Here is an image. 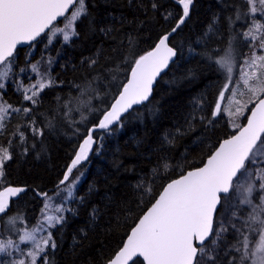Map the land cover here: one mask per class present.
<instances>
[{"label": "trees", "instance_id": "obj_1", "mask_svg": "<svg viewBox=\"0 0 264 264\" xmlns=\"http://www.w3.org/2000/svg\"><path fill=\"white\" fill-rule=\"evenodd\" d=\"M234 5L241 13L247 11L243 0H193L187 21L169 41L177 50L176 60L158 80L150 100L119 123L95 132L94 151L63 185L59 182L89 127L118 97L134 60L176 25L182 5L177 0H85L87 15L76 23L78 34L70 41L48 44L47 33L18 49L10 58L13 69L1 98L31 112L9 110L0 130V150L11 156L3 164L0 188L27 190L0 219V238L6 237L7 216L21 217L28 225L39 221L45 197L37 192H48L49 197L82 175L63 222L51 230L56 247H49L37 264H44V255L47 264L110 260L165 185L202 166L219 142L238 130L224 114L213 117L226 80L223 69L205 55H216L215 50L226 48L231 40L233 47H240L238 63L259 43L249 44L241 33L251 27L252 19L261 23V15L236 20ZM32 64L55 82L40 93L35 105L17 90L21 83L26 89L39 79ZM66 101L71 102L65 106ZM33 127L42 129L43 135L34 133ZM132 264L144 262L138 258ZM222 264L229 263L224 259Z\"/></svg>", "mask_w": 264, "mask_h": 264}, {"label": "snow or ice", "instance_id": "obj_2", "mask_svg": "<svg viewBox=\"0 0 264 264\" xmlns=\"http://www.w3.org/2000/svg\"><path fill=\"white\" fill-rule=\"evenodd\" d=\"M177 2L182 5V16L175 27L161 36L151 50L134 60L130 78L126 83L119 85L121 90L118 97L96 127L107 129L109 125L119 121L121 114L127 112L133 105L147 101L152 92L153 82L177 56L176 48L169 45V37L184 24L193 0ZM243 2L248 6L246 12L241 13L238 6H233L236 9V20L254 18L257 13L264 19V0ZM151 6L157 7L155 3ZM86 15L85 0H0V66H3L0 68V78L8 76L12 63L9 58L13 57L18 44L35 41L41 34L49 32L51 37L61 33L63 40L68 42L72 36L78 34L75 25ZM58 18H63V27L54 28L53 23ZM229 19L231 20V17ZM209 31H212L211 25ZM241 35L249 44L259 41V48L264 50V24L252 19L251 27ZM215 52L216 55L212 53L205 55L223 69L226 82L219 92L213 117L221 115L222 112L228 117H239L245 111H250V116L246 118L247 123L241 127L233 122L232 126L238 129L237 133L224 139L202 167L187 171L163 188L159 198L132 228L126 243L116 252L114 258L107 261V264H129V261L137 256H142L146 264H201L198 256L205 252L203 247L205 241L214 235L212 243H215L216 239L227 231L223 221H220L214 230V222L217 207L221 204V194L229 193L234 187L243 190L244 198L241 203L252 205V211L247 220L242 221L243 229H237L235 224L231 225L239 233L237 241L239 246L233 245L239 257L238 260L233 257V260L236 264H264V168H257L255 174L248 168L249 163L256 164L258 160L264 162V55H257L254 50L251 57H245L239 69V78L233 80L236 68L233 42L230 40L226 48ZM91 63L95 64L96 61L93 60ZM31 70L39 77L37 82L26 89L21 83L17 90L22 89L23 100L35 105L40 93L45 88L54 86L55 82L46 73H40L37 64H32ZM20 71L23 72L24 69ZM241 84L244 87L243 91L239 90ZM230 85H235V88H231ZM3 88L4 84L0 83V89ZM226 92L230 93L232 99L227 101L228 107L222 109L221 102L225 101ZM245 92L248 95L246 101L235 99L237 95L244 96ZM70 102L66 101L65 106ZM233 103L237 105L235 111L231 108ZM249 104H253L251 109L248 108ZM9 110L31 112V108H13L11 104L0 99V130L4 128V119ZM81 119L85 117L81 115ZM32 130L43 135L42 129L33 127ZM91 131L89 130L80 144L79 151L60 184L68 180V174L77 164L87 159L95 143ZM19 135L23 139L24 134ZM0 152L3 153L0 155L2 177L3 164L11 159V156L6 149ZM241 176L247 177L245 183H239ZM234 180L237 181L236 184ZM256 181H259L258 185ZM257 190L260 192V203L253 205L251 197ZM23 191L25 189L17 187H5L0 191V218L7 214L9 198L16 197ZM40 195L48 199L47 193ZM67 195L71 197V190H68ZM233 215L235 216V213ZM18 220H20L18 216H7L5 223L15 225ZM44 221L48 227H55V224L63 222V217L44 215L43 221L33 226L31 231H23L19 236L20 242H32V251L22 253L29 258L28 264H37V259L41 258L49 247L53 249L56 247L50 231L47 237L37 239V234L44 231ZM250 234H255L253 240L249 239ZM10 249L20 252L19 244L12 239H0V253L11 256ZM43 260L44 264H47L46 255L43 256ZM9 264H26V261L23 258L13 259Z\"/></svg>", "mask_w": 264, "mask_h": 264}, {"label": "rangeland", "instance_id": "obj_3", "mask_svg": "<svg viewBox=\"0 0 264 264\" xmlns=\"http://www.w3.org/2000/svg\"><path fill=\"white\" fill-rule=\"evenodd\" d=\"M259 7V5H257ZM258 14V13H257ZM62 22V21H61ZM261 23L264 24V19H261ZM55 27H63V22L59 26H53ZM60 39L61 41L63 40V36L61 33H57L55 37H51V33H48L47 37V43L52 44L55 40ZM258 42V41H257ZM236 43V41L234 42ZM48 46V45H46ZM254 46V44H253ZM234 52H235V57H236V68L234 69L233 73V80H236L239 78V69L243 64L244 58H242V61L237 63V53H240V47L238 45H235L233 47ZM255 50L257 55H264V50L259 48V43L253 47L252 51L249 53L248 57H251L253 51ZM247 57V56H246ZM49 63L45 64L48 66ZM3 66H0L2 68ZM13 69V61L11 63V69L8 73V76L5 78H0V83H3L4 86L8 80V77L10 76V73L12 72ZM231 88H235V85H230ZM241 91L244 90L243 84L240 85ZM1 92L2 89H0V99L1 98ZM225 101L222 103V109L225 107H228L227 101L232 99L231 95L229 92L225 93ZM236 100H240L241 102L246 101L248 99V95L245 92L244 96H239L237 95L235 97ZM3 101V100H2ZM236 104H232L231 108L232 111H235ZM252 104L248 105V108L251 107ZM246 111L244 112L243 115L239 117H228L226 113H223L225 117L228 118L229 125L231 126L232 129H237L232 126L233 122L236 124L241 125L242 123V118L244 117ZM10 114V111H9ZM8 114V115H9ZM7 115V116H8ZM6 119V117H5ZM4 119V121H5ZM3 153L0 152V155ZM9 154V153H8ZM248 168L250 171L255 174L257 168H264V162H260L259 160L257 161L256 164H248ZM1 179V177H0ZM82 175L74 177L73 180L68 182L66 185L61 187L59 190L56 192L52 193L48 199L44 198L43 199V208H42V216L39 219V221L33 225H28L26 222L21 219L17 221L15 225H7L5 232V238H0L2 240H7V239H12L14 242L19 244L20 247V252H16L14 249H10L12 255L9 256L6 253H0V264H4L2 260L6 261L7 264L13 259L19 260V259H25L26 264H28V257L23 256L22 253H27L29 251H32V242H20L19 241V236L23 234V231H31L33 226H36L39 224L41 221H43V216L44 215H49L53 217H63L65 209L68 207V203L70 200L73 198L75 194V190L79 183L81 182ZM247 180L246 176H241L239 178V183H245ZM237 181L234 180V184H236ZM257 185L259 184V181H256ZM3 188V187H1ZM0 188V189H1ZM68 190H71L72 195L69 197L67 195ZM259 196L260 192L254 191L252 194V201L253 205L259 204ZM244 198V192L242 189L239 187H234L228 195L222 200L221 203V208L219 209L217 215H216V220L214 224V230L218 227V223L220 221H223L224 226L227 228L226 232H223L218 239H216L215 243H212V240L215 239V236L213 235L209 241L203 246L205 248V252L198 256V259L201 261V264H222L223 260L226 259L229 264H236V261L233 260V257H236L238 260L239 253L235 251L233 248V245H236L237 247L239 246L237 241L239 239V233L231 227L232 224L236 225L237 229H243V220H247V217L249 213L252 211V205H246L242 204L241 200ZM47 204V207L45 205ZM60 209V210H58ZM235 213V216L233 215ZM59 224V223H57ZM55 224V226L57 225ZM54 227H48L47 222L44 221V231L40 232L37 234V239H40L41 237H47L48 232L53 229ZM255 234H250L249 239L253 240ZM39 259V258H38ZM37 259V261H38Z\"/></svg>", "mask_w": 264, "mask_h": 264}, {"label": "water", "instance_id": "obj_4", "mask_svg": "<svg viewBox=\"0 0 264 264\" xmlns=\"http://www.w3.org/2000/svg\"><path fill=\"white\" fill-rule=\"evenodd\" d=\"M192 6V5H191ZM191 6H190V10H189V14H190V11H191ZM189 17V16H188ZM188 17L187 18H185V22L187 21V19H188ZM63 20V18H58V20L57 21H55L54 23H53V26L55 25V24H57V23H60L61 21ZM185 22H184V24H185ZM183 24V25H184ZM183 25H181V26H183ZM180 26V27H181ZM175 27V26H174ZM179 29V28H178ZM177 29V30H178ZM171 31V30H170ZM169 31V32H170ZM168 32V33H169ZM176 33V32H175ZM174 33V34H175ZM167 34V33H166ZM174 34H172L170 37H169V41H170V38L174 35ZM44 34H41V36L40 37H38L35 41H30V42H22V43H20V44H18L17 45V48H16V51L18 50V49H20V48H26V47H28L29 45H31V44H33V43H36V42H38L39 41V39L43 36ZM165 35V34H164ZM169 45L171 46V44L169 43ZM171 47H173V46H171ZM16 51L14 52V54L16 53ZM14 54H13V56H14ZM177 57V56H176ZM176 57H174L173 58V60L172 61H170L169 62V65H168V67L166 68V69H164L161 73H160V75L159 76H157V78L155 79V81L153 82V86H152V92H151V95L149 96V98H148V100L147 101H144V102H142V103H140V104H135V105H133L132 106V108L131 109H129L127 112H124V113H122L121 114V116H120V119H119V121H115L113 124H111V125H115V124H117V123H119L128 113H130L134 108H136V107H139V106H141V105H143V104H145L146 102H148L149 100H150V98L152 97V94H153V91H154V88H155V86H156V84H157V82H158V80L162 77V75L164 74V73H166L168 70H169V68H170V66H171V64L176 60ZM12 58V57H11ZM10 59V58H9ZM130 74H131V72H130ZM130 74H129V76H128V78H130ZM115 102V100L112 102V104ZM111 104V105H112ZM221 106H222V102H221ZM253 107V106H252ZM251 107V108H252ZM108 110H110V107H109V109ZM107 110V111H108ZM250 111L248 112V114H247V117L248 116H250ZM219 116V115H218ZM218 116H216L215 118H217ZM246 117V118H247ZM103 119V117L100 119V120H102ZM247 123V119L245 120V122L242 124V126H244L245 124ZM99 124V122L97 123V124H93V125H91L90 127H89V129H88V132H89V130H92L91 131V134H92V137H93V140L95 141V143L92 145V149L89 151V153L88 154H91L93 151H94V149H95V146H96V144H97V139L95 138V136H94V134H95V132H97V131H100V130H102V129H100V128H98V127H96L97 125ZM110 126V125H109ZM241 126V127H242ZM238 131V130H237ZM237 131L236 132H234L232 135H235L236 133H237ZM87 132V133H88ZM87 136V135H86ZM86 136L84 137V139L86 138ZM231 136V135H230ZM229 136V137H230ZM229 137H227V138H229ZM227 138H224V139H227ZM83 139V140H84ZM223 139V140H224ZM83 140L81 141V143L80 144H82L83 143ZM223 140H221L220 142H219V144L223 141ZM219 144H218V146L216 147V148H218L219 147ZM80 146V145H79ZM216 148L214 149V151L216 150ZM79 151V147H78V149H77V152ZM213 151V152H214ZM77 152H76V154H77ZM212 152V153H213ZM211 153V154H212ZM76 154H75V156H76ZM210 154V155H211ZM209 155V156H210ZM75 156L73 157V159L71 160V162H70V164H69V166H68V168L71 166V164H72V161L75 159ZM206 161H207V159H206ZM206 161L204 162V164L206 163ZM83 161H81L79 164H81ZM79 164H77V165H79ZM203 164V165H204ZM202 165V166H203ZM202 166H200V167H202ZM67 168V169H68ZM198 168V167H197ZM74 169V168H73ZM193 170V169H192ZM73 171V170H72ZM188 171H190V170H188ZM187 172V171H186ZM186 172L184 173V174H186ZM65 174H67V170H66V172H65ZM69 175V178H70V175H71V173L70 174H68ZM183 175V174H182ZM180 177V176H179ZM179 177H177V178H175V179H178ZM69 178H68V180H69ZM62 180H63V178H62ZM67 180V181H68ZM174 180V179H173ZM67 181H65V183L67 182ZM172 181V180H171ZM171 181H169L168 183H170ZM64 183V184H65ZM167 183V184H168ZM60 184V183H59ZM166 184V185H167ZM60 185H63V184H60ZM166 185H165V187H166ZM6 187H12V186H6ZM14 187H17V188H23V189H25V191L27 190V187H25V186H14ZM3 188H5V187H3ZM3 188H1L0 189V191H2L3 190ZM25 191H23V192H21V193H19L16 197H10L9 198V209H10V206H11V202L13 201V200H17L19 197H20V195H22ZM163 191V190H162ZM161 191V192H162ZM45 193H47L48 194V192H45ZM230 193V192H229ZM229 193H227V194H221V203H222V197L223 196H226V195H228ZM37 194H38V196L41 198V199H43L44 198V196H42V195H40V194H42V193H39V192H37ZM159 198V196L156 198V199H158ZM155 202V201H154ZM153 202V203H154ZM151 207V206H150ZM149 207V208H150ZM220 207H221V204L220 205H218V207H217V213H218V211H219V209H220ZM8 209V210H9ZM7 210V211H8ZM148 210V209H147ZM146 210V211H147ZM146 211H145V213H146ZM144 213V214H145ZM143 214V215H144ZM142 215V216H143ZM141 216V217H142ZM1 219V218H0ZM139 222V221H138ZM137 222V223H138ZM214 224H215V222H214ZM0 227H1V220H0ZM135 227V226H134ZM133 227V228H134ZM132 230V229H131ZM131 234V231L129 232V234H128V236ZM128 236H127V238H128ZM127 238L125 239V241H124V243H126V241H127ZM211 237H209L206 241H205V244L209 241V239H210ZM123 243V244H124ZM204 244V245H205ZM203 245V246H204ZM123 246V245H122ZM199 246V245H198ZM116 254V253H115ZM115 256V255H114ZM114 256L112 257V258H114ZM111 258V259H112ZM141 259L143 262H144V264H146V261H144V259H143V257L142 256H137V257H133V259L131 260V261H129V264H132V262H134L136 259ZM105 264H107V262L105 263Z\"/></svg>", "mask_w": 264, "mask_h": 264}, {"label": "flooded vegetation", "instance_id": "obj_5", "mask_svg": "<svg viewBox=\"0 0 264 264\" xmlns=\"http://www.w3.org/2000/svg\"><path fill=\"white\" fill-rule=\"evenodd\" d=\"M16 52H17V51H16ZM18 199H19V198H18ZM13 201H15V200H13ZM13 201H12V202H13ZM12 202H11V206H12ZM11 206H10V208H11ZM0 229H1V227H0Z\"/></svg>", "mask_w": 264, "mask_h": 264}]
</instances>
